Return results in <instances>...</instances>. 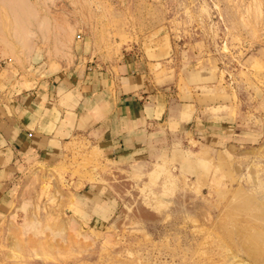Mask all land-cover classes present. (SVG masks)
I'll list each match as a JSON object with an SVG mask.
<instances>
[{"label": "rangeland", "instance_id": "rangeland-1", "mask_svg": "<svg viewBox=\"0 0 264 264\" xmlns=\"http://www.w3.org/2000/svg\"><path fill=\"white\" fill-rule=\"evenodd\" d=\"M123 58L167 107L165 160L107 164L80 139L20 173L0 264H264V0H0V97ZM82 183L116 198L102 228L75 216Z\"/></svg>", "mask_w": 264, "mask_h": 264}, {"label": "crops", "instance_id": "crops-1", "mask_svg": "<svg viewBox=\"0 0 264 264\" xmlns=\"http://www.w3.org/2000/svg\"><path fill=\"white\" fill-rule=\"evenodd\" d=\"M165 111L150 76L127 58L102 68L86 63L58 67L1 96L0 215L11 204L16 177L37 165L57 163L74 140L96 145L107 164L140 169L147 160L158 161L157 156L164 161L170 134L167 121L160 120ZM175 115L177 125L188 121L179 118L180 111ZM220 131L215 142L222 141L225 130ZM71 196L75 216L96 229L109 221L117 204L98 184L82 183ZM110 208L111 214H105Z\"/></svg>", "mask_w": 264, "mask_h": 264}, {"label": "bare ground", "instance_id": "bare-ground-1", "mask_svg": "<svg viewBox=\"0 0 264 264\" xmlns=\"http://www.w3.org/2000/svg\"><path fill=\"white\" fill-rule=\"evenodd\" d=\"M45 28V27H44ZM46 29V28H45ZM57 41H59V40H57ZM30 46H32L31 45V43L29 44V48H30ZM222 157V156H221ZM148 167H150V166H148ZM151 171H152V169H151ZM124 206L126 207L127 205L126 204H124ZM127 208V207H126Z\"/></svg>", "mask_w": 264, "mask_h": 264}]
</instances>
